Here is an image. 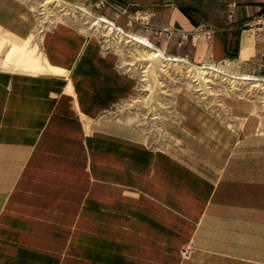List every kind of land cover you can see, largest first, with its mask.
Returning a JSON list of instances; mask_svg holds the SVG:
<instances>
[{
    "label": "crops",
    "instance_id": "1",
    "mask_svg": "<svg viewBox=\"0 0 264 264\" xmlns=\"http://www.w3.org/2000/svg\"><path fill=\"white\" fill-rule=\"evenodd\" d=\"M117 1L141 27L176 31L173 55L236 75L264 64V43L245 26L264 0ZM37 25L26 0H0V264H264V145L235 147L204 119L195 130L186 104L182 150L148 148L134 127L103 117L136 83L94 34L65 22L44 31L40 51L64 73L6 65ZM208 28L211 39L196 35ZM252 132L243 146L264 143Z\"/></svg>",
    "mask_w": 264,
    "mask_h": 264
},
{
    "label": "rangeland",
    "instance_id": "2",
    "mask_svg": "<svg viewBox=\"0 0 264 264\" xmlns=\"http://www.w3.org/2000/svg\"><path fill=\"white\" fill-rule=\"evenodd\" d=\"M26 1L29 3L34 13L36 14L37 22L39 24L38 18L40 17V14L39 11L36 8H34L36 5L35 2H33V0H26ZM65 1L69 3L84 5L95 15H105L113 19L118 25L124 27L126 30L130 32L143 33L150 40H152L158 47L162 48L166 52V54L173 55V50L169 42L170 38L163 39L155 36L151 32H148L146 28L141 27L139 25L140 20H138V18L134 17L133 15H131L129 10L127 11V15H125L122 14L119 11V9H117L115 6H111L109 4L111 2V4L113 5H121L119 1L117 0H65ZM124 8L126 9L125 5ZM128 16L134 19L132 23H130V18ZM59 21L69 23L73 26L80 28L81 30L87 33L94 34L95 36H97V38L99 39V43L101 44V50L103 51V53L104 54L113 53L118 60L117 61L118 69L133 77L136 85L132 95L127 99L121 101L120 103L116 104L107 113H104L103 117L106 119H110L111 121L123 123L130 127H134L137 130V132L141 134L144 145L147 146L148 148L154 151H166L170 149L179 150V151L182 150L181 148L184 144L178 140V135L174 134L175 132L173 131H175L177 127L180 128L182 124H185L184 121H182L184 119L183 109L184 106L187 104L190 109L188 116L194 117L191 123L195 128V130L197 131L199 130L200 123L198 121L200 119H204L203 125L205 127L208 124H210V126L215 125L216 127H219L221 130L228 132L230 137L228 136L226 137V139H229L228 140L229 142L235 139V138L231 139V137L235 135L234 137H236V140H234L233 142L235 147H239L241 145V147L244 148L247 147L245 148L247 151L262 150L261 148H263L264 143L253 144L251 142L248 145H244V146L242 144L244 138L250 136L249 131H253L252 132L253 134L251 133L253 136L255 135V136L264 137V98H263L264 90L263 89L254 88L253 86L250 87L251 86L250 83L248 84L234 83L232 85V83L230 84V82L226 81V79L221 81L219 80L220 78H217L215 79V82L210 83L209 86L212 88L205 89L207 92L205 93V98H202V95L199 96L200 95L199 92L192 90L191 92H189L190 96L188 93L183 92L184 94L187 95V99H185L184 102L179 103L178 100H179V96L181 95L180 94L181 91H178L179 90L178 88L179 87L186 88L184 81H188V79L183 77V79L181 80V79H175L173 77L176 75L178 71L174 67L175 65L173 63L170 64V69L171 70L173 69L172 71L170 70L172 74L167 76V78L165 77L166 79L165 82L167 83V85L164 83L165 86L162 85L160 86L159 83H156L154 81L153 77H150L149 83H151L152 85V90H148V91L143 90L142 82L140 81V73H138L139 70L137 69V66L138 64H140V61L138 59H135L136 57L134 58V55H132L134 53L136 54L135 50H138V48H143V47H141L138 43L135 42H126V39H123L120 43L114 44L111 39L112 37H114L113 34L112 37L111 36L106 37L103 35L102 32L89 30L84 25L81 24V21L79 19H76L74 17L71 19L57 17V21L54 24H57ZM140 24L142 25V23ZM52 25H50L47 29H49ZM144 25H146V27L149 26L148 23ZM114 34H116V32H114ZM106 39H109L108 43L105 41ZM7 48H8L7 46L4 47L2 51L5 52ZM158 59L159 60L155 61L156 63L154 65H156V68L159 69V67H161L160 66L161 61L160 58ZM132 60H134V66L131 64ZM144 63L145 66L146 64L147 66H149L152 63V61L148 60L145 61ZM157 65L159 66L157 67ZM218 65L223 66L224 68H228V70L233 72L230 66H227L225 64L224 65L218 64ZM0 68L2 67L0 66ZM256 74L257 77L259 76V78L263 76L264 67L262 66L261 70ZM243 89L247 90L246 95L240 94ZM136 115H138L139 117L145 116L144 122L137 119L138 117H136ZM131 116L135 117V119H129ZM168 123L170 124L168 125ZM168 126L169 127L171 126L172 128L169 129ZM190 149L191 148H189V150ZM193 151L195 152V150ZM243 161L246 163H248L249 161L250 165L252 166H255V164L257 163L263 162L262 160H258L257 158L251 160L250 159L243 160ZM196 251H197L196 240L195 239L189 240L186 243H184L180 249L181 258L187 260L191 258Z\"/></svg>",
    "mask_w": 264,
    "mask_h": 264
},
{
    "label": "bare ground",
    "instance_id": "3",
    "mask_svg": "<svg viewBox=\"0 0 264 264\" xmlns=\"http://www.w3.org/2000/svg\"><path fill=\"white\" fill-rule=\"evenodd\" d=\"M33 2H35L36 4L34 8H36L40 14V17L38 18L39 24L37 26V29L28 39L18 40L19 42H17L12 52L8 55L6 65L13 64L15 65L17 69H22L24 71H30V72H35V73L45 72V71H51L55 73H64L63 68L51 65L49 61L46 59V57L42 54V52L40 51V42H41V38H42L44 31L50 25L54 24L57 21V17L67 18V19L69 18L71 19L74 17L76 19H79L81 21V24L84 25L89 30L102 32L103 35L106 37H109V36L112 37V34H113L114 37H112L111 39L114 44L120 43L123 39H126V42H135V43H138L141 47H143V48H138V50H135L136 54L135 53L132 54L134 55V58L136 57L135 59H138L140 61V64H138L137 66V69L139 71L137 69L136 70L138 71V73H140V81L142 82L143 90H146V91L152 90V85L151 83H149L150 77H153L154 81L156 83H159L160 86L161 85L165 86V84L167 85V83L165 82L166 80L165 77L167 78V76L172 74L170 72L171 70L170 64L172 63L175 65L174 67L178 70L176 75L173 77L175 79H181V80L183 79V77L188 79V81H184L186 88H183V87L178 88L179 89L178 91H181L180 93L181 95L179 96V100H178L179 103L183 102V100L186 99L187 95L184 94L183 92L188 93L190 96L189 92H191L192 90L199 92L200 94L199 96L202 95V98H205V93H207L205 89L212 88L209 85L210 83L215 82V79L217 78H220L219 80L221 81L226 79V81H229L230 84L232 83V85L234 83L236 84L237 83L238 84L250 83L251 85L250 87L253 86L254 88L264 90V80L261 79V77L259 78V76L257 77V75L255 74L244 73V74L236 75V73L231 72L230 70H228V68H224L223 66H220L218 64L211 63V64H205V65L200 64L199 65L196 63H192L187 58H184L181 56L168 55L162 48L158 47L145 34L140 33V32H130L126 30L124 27L118 25L113 19L105 15L93 14L84 5L69 3L65 0H33ZM114 32H116V34H114ZM105 41L108 43L109 39H106ZM135 55H138V56H135ZM158 58H160V61H161V65H160L161 67H159V69L156 68V65H154L156 63L155 61L159 60ZM148 60H151L152 63L149 66H147V64L145 66L144 62ZM131 64L134 66V60H132ZM158 66L159 65H157V67ZM246 92L247 90L243 89L240 94L246 95L247 94ZM136 117H138L137 119H139L140 121L144 122L145 120V116L139 117L138 115H136ZM129 119H135V117L131 116ZM169 124L170 123H168V125ZM168 128L170 129L172 127L168 126ZM173 132H175L174 134L176 133L179 134L178 140L184 143L183 140L186 137L185 130H184V124H182L180 128L177 127V129ZM235 140H236V137H235ZM105 160L106 159H104V161ZM164 184L167 185V183H164ZM104 244H106V242H104ZM69 252L75 253V250L74 251L69 250ZM106 260L107 259L104 258L103 256L101 264H107ZM68 264H76L74 260L71 259L70 255L68 257ZM78 264H80V262H78Z\"/></svg>",
    "mask_w": 264,
    "mask_h": 264
},
{
    "label": "built area",
    "instance_id": "4",
    "mask_svg": "<svg viewBox=\"0 0 264 264\" xmlns=\"http://www.w3.org/2000/svg\"><path fill=\"white\" fill-rule=\"evenodd\" d=\"M109 4L111 6H115L117 9H119V11L122 14L127 15V10L124 8L123 4L113 5V4H111V2ZM128 17L130 18V23H132V21L134 19H132L130 16H128ZM245 26L256 29L257 34H258V38L260 39V41L262 43H264V13H261V14L255 16L252 20H250L248 23H246ZM146 30L148 32H151L155 36H157L159 38H163V39H169L172 36H174L176 33V31L169 29V28H155V27H151V26H147ZM213 33H214V29L208 28L206 30L197 31L196 35H198V36L204 35L207 39H211L213 36ZM181 37L186 38L187 35L184 33H181ZM261 55L264 58V47L262 48ZM262 66L264 67V64ZM261 77L264 80V75Z\"/></svg>",
    "mask_w": 264,
    "mask_h": 264
},
{
    "label": "trees",
    "instance_id": "5",
    "mask_svg": "<svg viewBox=\"0 0 264 264\" xmlns=\"http://www.w3.org/2000/svg\"><path fill=\"white\" fill-rule=\"evenodd\" d=\"M238 55V51L236 50L235 52L229 51V56L230 57H236Z\"/></svg>",
    "mask_w": 264,
    "mask_h": 264
}]
</instances>
